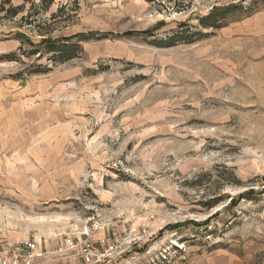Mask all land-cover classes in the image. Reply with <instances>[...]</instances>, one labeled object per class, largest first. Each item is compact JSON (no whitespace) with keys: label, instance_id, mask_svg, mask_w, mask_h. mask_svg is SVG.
Masks as SVG:
<instances>
[{"label":"rangeland","instance_id":"1","mask_svg":"<svg viewBox=\"0 0 264 264\" xmlns=\"http://www.w3.org/2000/svg\"><path fill=\"white\" fill-rule=\"evenodd\" d=\"M44 1L0 12V236L264 264V0Z\"/></svg>","mask_w":264,"mask_h":264},{"label":"built area","instance_id":"2","mask_svg":"<svg viewBox=\"0 0 264 264\" xmlns=\"http://www.w3.org/2000/svg\"><path fill=\"white\" fill-rule=\"evenodd\" d=\"M119 241L85 234L76 240L49 249L40 239L8 240L0 236V264H40L41 261H75L78 264H118L121 258ZM120 264V263H119Z\"/></svg>","mask_w":264,"mask_h":264},{"label":"trees","instance_id":"3","mask_svg":"<svg viewBox=\"0 0 264 264\" xmlns=\"http://www.w3.org/2000/svg\"><path fill=\"white\" fill-rule=\"evenodd\" d=\"M51 0H45L44 3L49 2ZM11 5V0H4V2H2L0 4V12H5L8 16L10 17H16L21 11H22V7H18V8H13L10 7L9 9H6L7 6ZM216 11H213V13H215ZM221 17V16H220ZM213 18V17H212ZM219 19H215V21H208V22H204V26H209L210 24H212L214 27L215 22H217ZM216 29H219V27H215ZM154 34L153 32H149L143 36H148V37H152ZM95 36V34H90V35H86V36H80V37H72V38H65V39H43L40 42V47L46 48L48 49V51L50 52H59L61 57V62H66L69 61L71 59H73L78 53L79 51H81V47L79 42H81L82 40H78V43H73V41L77 38H81V39H88L90 37ZM125 38H129V39H133L138 37V34L132 33V32H128L125 33L123 35ZM23 39H27L26 36H22ZM174 39H181L180 37H174ZM169 46V45H168Z\"/></svg>","mask_w":264,"mask_h":264}]
</instances>
